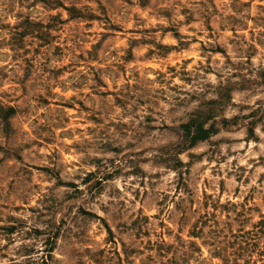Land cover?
Here are the masks:
<instances>
[{
    "label": "rangeland",
    "instance_id": "obj_1",
    "mask_svg": "<svg viewBox=\"0 0 264 264\" xmlns=\"http://www.w3.org/2000/svg\"><path fill=\"white\" fill-rule=\"evenodd\" d=\"M0 264H264V0H0Z\"/></svg>",
    "mask_w": 264,
    "mask_h": 264
},
{
    "label": "trees",
    "instance_id": "obj_2",
    "mask_svg": "<svg viewBox=\"0 0 264 264\" xmlns=\"http://www.w3.org/2000/svg\"><path fill=\"white\" fill-rule=\"evenodd\" d=\"M9 114H12L14 112L13 108L9 109ZM223 122H226V120H223ZM186 140L184 142L183 147H191L194 146L197 142L203 141L205 139H208L212 134L216 133L215 125H211L210 127H205L204 124H198L195 125V123L188 124L184 126ZM216 231H211V233H215ZM230 242H225L220 248L215 251V254H221L220 251H224L229 248V246H232Z\"/></svg>",
    "mask_w": 264,
    "mask_h": 264
}]
</instances>
